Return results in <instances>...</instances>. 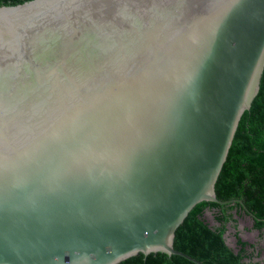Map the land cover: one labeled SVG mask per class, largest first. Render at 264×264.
Listing matches in <instances>:
<instances>
[{
  "label": "water",
  "instance_id": "95a60500",
  "mask_svg": "<svg viewBox=\"0 0 264 264\" xmlns=\"http://www.w3.org/2000/svg\"><path fill=\"white\" fill-rule=\"evenodd\" d=\"M263 72L264 0L0 5V264H203L176 232Z\"/></svg>",
  "mask_w": 264,
  "mask_h": 264
},
{
  "label": "trees",
  "instance_id": "16d2710c",
  "mask_svg": "<svg viewBox=\"0 0 264 264\" xmlns=\"http://www.w3.org/2000/svg\"><path fill=\"white\" fill-rule=\"evenodd\" d=\"M32 0H0L16 6ZM217 198L227 204L202 202L178 228L175 249L203 264H263V250L240 235V222L250 218L252 228L264 234V72L251 109L239 123L227 161L216 184ZM242 202V203H241ZM211 214L214 224L207 215ZM235 229L236 246L226 239L229 225ZM120 264H195L180 256L139 254Z\"/></svg>",
  "mask_w": 264,
  "mask_h": 264
},
{
  "label": "rangeland",
  "instance_id": "374dc122",
  "mask_svg": "<svg viewBox=\"0 0 264 264\" xmlns=\"http://www.w3.org/2000/svg\"><path fill=\"white\" fill-rule=\"evenodd\" d=\"M208 220L214 224L213 219L211 217V214L207 215ZM252 225V221L250 218H245L244 220H241L240 222V226H239V230L241 229V227H250ZM234 233H235V229L232 227V225H229V229L228 232L226 234V239H227V243L232 247L235 248L236 246V239L234 237ZM244 234H248V233H244ZM248 240L252 241L253 240V236L252 235H246L245 236Z\"/></svg>",
  "mask_w": 264,
  "mask_h": 264
},
{
  "label": "crops",
  "instance_id": "0c3cea01",
  "mask_svg": "<svg viewBox=\"0 0 264 264\" xmlns=\"http://www.w3.org/2000/svg\"><path fill=\"white\" fill-rule=\"evenodd\" d=\"M245 228L246 227H241V229H240V235H241V237L245 240V241H248V242H250V243H257V244H259L260 245V248L263 250V255H262V258H261V260H262V262H263V264H264V234H263V237L260 239V233L258 232V231H256V230H245ZM251 229L252 228V225L250 226V227H248V229ZM244 233H248V234H244ZM252 235L253 236V240L252 241H250V240H248L245 236L246 235Z\"/></svg>",
  "mask_w": 264,
  "mask_h": 264
}]
</instances>
